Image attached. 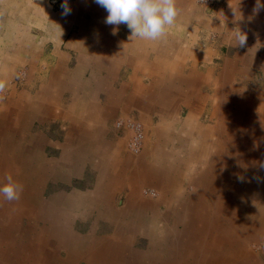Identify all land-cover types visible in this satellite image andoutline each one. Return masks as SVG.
Instances as JSON below:
<instances>
[{"label": "crops", "instance_id": "obj_1", "mask_svg": "<svg viewBox=\"0 0 264 264\" xmlns=\"http://www.w3.org/2000/svg\"><path fill=\"white\" fill-rule=\"evenodd\" d=\"M62 2L0 0V186L10 174L23 189L0 196V264H264V8L176 0L167 36L147 41L95 0H67V16ZM68 37L83 48L74 78L53 71ZM128 118L136 152L114 126ZM215 153L202 189L183 190L180 170ZM244 170L243 188L222 182Z\"/></svg>", "mask_w": 264, "mask_h": 264}, {"label": "clouds", "instance_id": "obj_2", "mask_svg": "<svg viewBox=\"0 0 264 264\" xmlns=\"http://www.w3.org/2000/svg\"><path fill=\"white\" fill-rule=\"evenodd\" d=\"M95 3L106 9L108 15L105 23L108 25L126 24L131 30L132 36L147 41H160L167 36L169 27L173 26L179 14L176 0H95ZM62 14H71L67 0L61 4ZM264 8L260 0H256V8L259 11ZM236 44L244 46L247 37L237 32ZM5 84L0 81V90ZM5 183L0 186V196L7 202L20 198L22 185L16 182L12 175L6 174Z\"/></svg>", "mask_w": 264, "mask_h": 264}, {"label": "rangeland", "instance_id": "obj_3", "mask_svg": "<svg viewBox=\"0 0 264 264\" xmlns=\"http://www.w3.org/2000/svg\"><path fill=\"white\" fill-rule=\"evenodd\" d=\"M52 1H54V3H55V0H52ZM195 1H196V3H198L200 5H208L209 3H211V4H214V6H218V7L221 6L220 5V0H195ZM104 11H106V10H104ZM104 11H96L95 13H92L90 11L84 10L83 11L84 12L83 16L86 19H88V20H94L95 18L97 19L100 16L104 17V15H106V12H104ZM38 38L40 39V41H38V43H44V37H42V38L38 37ZM68 38H69L68 42L67 41L64 42V45L68 44L67 45L68 46V52H67L68 53V64H67L68 65V69L67 68L66 69L65 68L64 69L57 68L55 70V68H53V71H58V73H59L58 75H60V77H61V74H62L61 71H67L68 70V75L67 76H69L70 78L73 76V78H74V77L77 76L76 75V73H77V64H76L77 63V56H78L79 53L83 55V48L81 46L80 47L81 50L79 52L76 51L75 50L76 49V44H77L76 40H78V37H76V36L74 37L73 45L75 46V49H73L74 47L71 44L73 37H68ZM83 38L84 37H81V43L86 44L87 38L86 37H85V39H83ZM51 55H52V53L50 51L44 53L45 57L49 56V58H50ZM54 59H56V58H54ZM41 70H42V68H41ZM27 71H28V67H26V66L25 67L21 66L20 68L16 69V77H17V79H19L21 77L22 78L26 77L27 76ZM89 73H91L90 70H89ZM53 74L55 76H57V74L55 72ZM62 75H65V72ZM55 76H54V80L56 78ZM17 79H15V80L17 81ZM75 80H77V79L75 78ZM129 121H134V122L136 121V122H138V124H140V129H141V132H142V137H141L140 147H139V150H140L141 149V144H142L143 138H144L143 125H142V122L140 120H138V119L134 120L133 118L132 119L128 118L126 120L125 119H116L114 121V126L116 128H120V129L124 128V127H127V128H129L131 130V134L128 137V140H127V144H128V141L130 140V137L132 135H134L135 132H136V130L134 128H131V126H129V124H128ZM129 149L131 151H133V152H136L135 150H132L130 147H129ZM216 150H217L216 147L210 149V151H214V152ZM219 162L220 161H219V158L216 157V153L207 155L205 158H201V159H199L197 161L196 160H192V164L190 165L189 169H184L183 170V168H182L183 172H182V170H180V172H181L180 176L186 173L183 179L177 175L176 171H171L170 172V177L168 178V180L174 182L176 180H180V178H181L182 179L181 180V188L183 190L184 189L187 190V192H192L194 194L195 192H197L200 189H202L201 188V183L203 181L204 182L205 181L208 182V178L206 176L204 177V175L205 174L208 175L212 170H214L216 168L215 166H217V164ZM238 166H240L239 163H238ZM262 167L263 168L260 169V170H263L261 174H264V166H262ZM207 168H208V170H207ZM205 170H206V172H205ZM229 172H231V171H229ZM248 180H249V174H248V172L246 170H244L243 173L239 177H236L235 175L232 177V175H231V178L226 177L224 180H222V182L223 183L226 182V185L229 186L228 189H230V188H234V187H242L243 188L244 185L248 182ZM211 182L218 183L219 179L218 180H216V178L212 179ZM263 185H264V182H263ZM216 190H219V189H215V188L214 189H212V188L205 189L206 192H211V193H214V194H218L216 192ZM144 193H149L150 194V193H152V189L146 187L144 189ZM202 199L205 202L206 206H209L212 203V200H213L211 195H208L207 197L204 196ZM261 200H262V203H263L264 202V196L263 195L261 196ZM254 203H256V205H260V201L259 200L255 201ZM250 247H259V245H258V243H253V244L250 245Z\"/></svg>", "mask_w": 264, "mask_h": 264}, {"label": "built area", "instance_id": "obj_4", "mask_svg": "<svg viewBox=\"0 0 264 264\" xmlns=\"http://www.w3.org/2000/svg\"><path fill=\"white\" fill-rule=\"evenodd\" d=\"M209 4H211V3H209ZM128 124H129V126H131V128H134L136 130L135 134L130 137V140L128 141V146L132 150L138 151L139 147H140L141 137H142L140 124H138V122H136V121L135 122L129 121Z\"/></svg>", "mask_w": 264, "mask_h": 264}, {"label": "bare ground", "instance_id": "obj_5", "mask_svg": "<svg viewBox=\"0 0 264 264\" xmlns=\"http://www.w3.org/2000/svg\"><path fill=\"white\" fill-rule=\"evenodd\" d=\"M263 228V227H262Z\"/></svg>", "mask_w": 264, "mask_h": 264}]
</instances>
